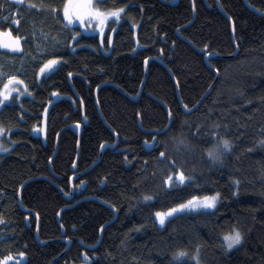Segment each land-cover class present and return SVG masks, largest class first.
<instances>
[{"label": "trees", "instance_id": "trees-1", "mask_svg": "<svg viewBox=\"0 0 264 264\" xmlns=\"http://www.w3.org/2000/svg\"><path fill=\"white\" fill-rule=\"evenodd\" d=\"M66 1L0 0V33L19 40L12 71L26 93L0 109V264H49L64 239L71 245L52 264H83L82 254L88 264H264V15L244 0H95L101 12L122 9L102 50L98 35L65 24ZM247 1L264 11V0ZM40 33L58 44L25 67ZM164 105L169 128L146 132L167 126ZM43 117L44 140L32 132ZM73 123L78 146L65 128ZM214 194L213 210L157 224V212ZM97 199L117 215L90 251L79 242L94 244L114 217ZM77 201L61 212L62 235L57 214ZM237 229L242 240L228 248L224 236Z\"/></svg>", "mask_w": 264, "mask_h": 264}, {"label": "rangeland", "instance_id": "rangeland-1", "mask_svg": "<svg viewBox=\"0 0 264 264\" xmlns=\"http://www.w3.org/2000/svg\"><path fill=\"white\" fill-rule=\"evenodd\" d=\"M94 1L95 0H67L63 8H65L66 5L68 6L69 13L72 15L73 20L71 23H69L68 19L65 18L64 9L62 10V17L66 25L70 27L78 28L79 33H77V35L81 33L98 35L100 41V48L102 50H105L102 39L106 31L107 25L111 20L119 22L121 11L119 12L118 15L105 16L103 18V23H100V21L95 16H92L90 18L89 15L87 14L89 9H96L94 6ZM103 13H108V12H103ZM81 16L83 17V22H81ZM38 36H41L43 38V41L45 43L42 45H44V47L37 42L36 36H34L31 39L33 50L35 51V53H28L25 51V67L30 61H35V59L38 58V56L42 55L48 46H54L55 44H58V40L56 37H51V36L49 37L44 33H40ZM20 53L21 50H20L19 40L13 39L7 33H0V109L4 104L10 103L12 97L15 96V98L18 100L20 97L26 94L25 84L23 82L21 83L22 79L20 77V74L17 71H12V68L14 67V64L12 63L15 61V56ZM45 63L41 64L39 68L38 80L44 74L54 70L58 61L50 68H46L44 72H41L40 69L43 67ZM8 68L10 70H8ZM10 77H15L16 79L10 80L9 79ZM5 85H7V88H5ZM45 125H46V117H43L42 127H35L32 131L33 134L41 136L42 140H44L45 138ZM4 137L5 135L3 131L0 130V153H3L7 150V146L4 142L5 140ZM145 145L148 146L150 145V143L147 142L145 143ZM167 184L169 185L168 182ZM205 197H215V205L213 207L207 206L203 202L204 197L197 198V200L195 201H192L191 199L189 201H192V203L197 206L195 207L188 206L187 204L188 201H187L186 203H183L186 205L184 208H177V206L173 207L176 208V211L166 215L164 218V223L170 216L177 213L190 212V211L194 212L200 210H213L218 204V196L214 194ZM167 212L168 211L164 213ZM156 222L160 226L164 224V223L161 224L160 221L157 220ZM21 258L22 256L19 259H15V260L20 261ZM12 259L13 258L11 257H7L3 261H1V264H6L8 261Z\"/></svg>", "mask_w": 264, "mask_h": 264}, {"label": "water", "instance_id": "water-1", "mask_svg": "<svg viewBox=\"0 0 264 264\" xmlns=\"http://www.w3.org/2000/svg\"><path fill=\"white\" fill-rule=\"evenodd\" d=\"M161 1H163V0H161ZM177 2H178V0H169V1H166V3H167V4H170V5H175V4H177ZM193 2H194V0H191V3H192V4H193ZM244 3H245V5L248 7L249 10H251V11H253V12L259 14V15H264V11H259V10L255 9V8H253L251 5H249V3H248L247 0H244ZM216 5H217V7L219 6V5H218V0H216ZM221 12H222V11H221ZM231 26H232V24H231ZM231 29H232V35H233V26L231 27ZM212 56H215V55H214V54H207V55H205V62L208 63V59H209L210 57H212ZM144 71H145V76H146V73H147V60H146L145 63H144ZM216 78H217V74H216V77H215V81L213 82V85H214V83L216 82ZM213 85H212V86H213ZM142 86H143V85H141L140 90H139V94L137 95V97L140 95V92L142 91ZM212 86L209 88V90L207 91V93L210 92ZM196 106H197V105H196ZM164 107L166 108V111H167V114H168V124H167V126H166L164 129H162V130H158V129H150V130H147L146 132H148V133H157V134H160V133L165 132V131L169 128V125H170V123H171V115H170V112H169L168 108H167L165 105H164ZM183 109H184L185 112H190V111L193 110L194 108H192V109H186V108H183ZM139 126H140V123H139ZM65 128L71 129V130L77 135V137H78V144H77V146H78V145H79L80 136H81V132H82V124H80V123H73V124H70V125L66 126ZM59 134H60V132H59ZM58 138H59V135H58L57 140H56L55 153L53 154V157L55 156L56 151H57V148H58V142H59ZM116 144H117V139H116V142H115L113 145L103 144V145L100 147V151H99L98 159H97V160L95 161V163L91 166V168H93L94 165H95L96 163L99 162L100 158L102 157V153H103V151H104L106 148L113 149V148L116 147ZM78 155H79V152H77L75 162H74V164H73V166H72V169H73V170L75 169V164H76V161H77ZM53 157H52V158H53ZM51 160H52V159H51ZM51 160H50V161H51ZM50 161H49V162H50ZM91 168H89L88 170H90ZM85 172H86V171H85ZM85 172H84V173H85ZM79 174H81V173H79ZM77 175H78V174H77ZM75 176H76V175H75ZM21 189H22V187H21L20 190H19V196H20V191H21ZM71 194H72V189H71L70 195L66 196V199L70 200V199H71ZM19 198H20V197H19ZM19 198H18V202H19V205H21V204H20V199H19ZM89 199H94V200H96L95 198H84V199H81V200H89ZM81 200H79V201H81ZM97 200H98V199H97ZM79 201L73 203V204L70 205V206H63V207L59 210L56 219H57V222H58L59 227H60V229H61V234H62V235H64V227H63V225L61 224V221H60V220H61V212H62L65 208L71 207V206L75 205L76 203H78ZM98 201H99V200H98ZM99 202H100L101 204H103L104 206H106V207L112 209L113 212H114V217H113L110 221H108L107 223L103 224V225L100 227V229H99V234H98V239H97V241H96L94 244H92V245H88V244H85V243L79 242L81 246H83L85 249L90 250V251H93V250H95V249L98 247V245H99V243H100V241H101V238H102L103 228H104L105 226H107L109 223L113 222V221L115 220V218H116V215H117L115 209H114L111 205H107V204L103 203L102 201H99ZM26 212L29 213L30 211H26ZM35 237H36V240L38 241V226H37V228H36V235H35ZM64 241H66V243H67V246H66L65 250H64L60 255H58L57 257H55L54 260L51 261V262H54V261L58 260V259H59V258H60V257H61V256L67 251V250H68V248L70 247L71 242H70L69 240H66V239H64ZM38 243H40V244H44L43 242H39V241H38ZM82 261H83L84 264H87V263L89 262V258L87 257V255H85V254L82 255ZM51 262H50L49 264H52Z\"/></svg>", "mask_w": 264, "mask_h": 264}, {"label": "snow or ice", "instance_id": "snow-or-ice-1", "mask_svg": "<svg viewBox=\"0 0 264 264\" xmlns=\"http://www.w3.org/2000/svg\"><path fill=\"white\" fill-rule=\"evenodd\" d=\"M122 11V9H117V10H114V11H111V12H108V13H103V12H100L99 10H96V9H89L88 11V15L89 17L91 18L92 16H95L99 21L100 23H103V18L105 16H110V15H118L119 12ZM64 13H65V18L68 19L69 23L72 22L73 20V17L72 15L69 13V8L68 6L66 5L65 8H64ZM81 22H83V17L81 16ZM18 46V44H17ZM56 59H51V60H48L44 65L43 67L40 69L41 72H44V70L46 68H50L52 65H54L56 63ZM10 80H13V79H16L15 77H10L9 78ZM22 83V81H21ZM5 88H7V85H5ZM223 147L224 148H228L229 147V142L228 140H223ZM161 157H163L165 154L164 152H161L160 153ZM208 155L210 157H212L213 159H218V155L217 154H214L213 151H209L208 152ZM174 163V162H173ZM178 177L180 180H183L184 179V175H183V172H179L178 174ZM172 177H168V180L171 181ZM219 195V194H217ZM147 199V197H146ZM197 200L196 197H193L192 198V201H195ZM192 201H188L187 204L188 206H191V207H195L197 205L193 204ZM203 202L207 205V206H210V207H213L215 205V197H204L203 198ZM186 205L185 204H180V205H177V208H184ZM176 211V208H171V209H168V212L167 213H162V212H157L156 213V216L159 217L160 219V223L163 224L164 223V218L166 215L172 213V212H175ZM224 240L227 242V247L228 248H232L233 245H236V244H239L242 240V235L240 233V231L237 229L235 230L234 232L232 233H228V234H225L224 236Z\"/></svg>", "mask_w": 264, "mask_h": 264}]
</instances>
